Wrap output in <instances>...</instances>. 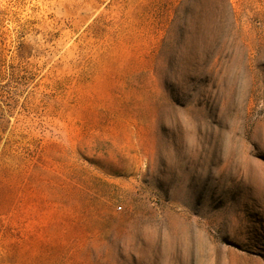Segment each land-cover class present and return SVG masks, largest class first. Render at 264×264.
<instances>
[{"label":"rangeland","instance_id":"374dc122","mask_svg":"<svg viewBox=\"0 0 264 264\" xmlns=\"http://www.w3.org/2000/svg\"><path fill=\"white\" fill-rule=\"evenodd\" d=\"M0 264H264V0H0Z\"/></svg>","mask_w":264,"mask_h":264}]
</instances>
